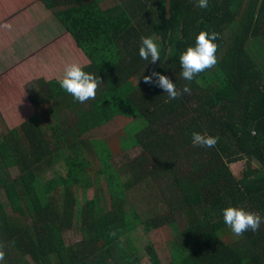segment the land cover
I'll use <instances>...</instances> for the list:
<instances>
[{"label":"trees","instance_id":"1","mask_svg":"<svg viewBox=\"0 0 264 264\" xmlns=\"http://www.w3.org/2000/svg\"><path fill=\"white\" fill-rule=\"evenodd\" d=\"M40 1L85 55L76 63L102 83L80 103L60 87L64 72L37 74L24 84L33 114L0 124L2 264H264V223L237 237L223 220L230 206L264 219V0H209L206 9L197 0ZM201 31L218 33L217 64L189 82L179 57ZM142 37L159 45L160 61L140 58ZM63 58L62 67L76 61ZM154 71L191 94L168 101L144 83ZM120 117L130 122L118 144L141 153L115 168L109 139L85 135ZM193 132L218 143L194 146ZM141 181L158 185L167 214L143 219L125 208ZM100 183L105 211L86 196ZM164 225L167 260L152 236ZM73 228L80 238L68 244Z\"/></svg>","mask_w":264,"mask_h":264},{"label":"crops","instance_id":"2","mask_svg":"<svg viewBox=\"0 0 264 264\" xmlns=\"http://www.w3.org/2000/svg\"><path fill=\"white\" fill-rule=\"evenodd\" d=\"M66 36L40 0H0V98L7 100L14 95L10 110L2 113L10 121L4 117L1 125L18 124L20 117L16 114L33 108L25 98V83L37 78V74L53 78L64 72L65 67L58 65L61 52L66 62L75 58L76 63L85 56Z\"/></svg>","mask_w":264,"mask_h":264},{"label":"clouds","instance_id":"3","mask_svg":"<svg viewBox=\"0 0 264 264\" xmlns=\"http://www.w3.org/2000/svg\"><path fill=\"white\" fill-rule=\"evenodd\" d=\"M197 7L206 9L209 6V0H197ZM218 39V33H208L201 31L196 37L194 47H188L179 57L181 65V76L186 81L191 82L198 74L215 67L217 64L216 52L218 45L214 43ZM139 56L141 59L151 63L160 61L159 45L152 37H142L139 47ZM144 83L155 84L167 93L168 101L176 100L183 94H191L190 87L186 84L181 90H178L175 84L165 75L159 72H152L144 76ZM60 87L74 100L85 103L89 99H95L96 91L102 81L95 75L85 72L77 63L69 64L65 67L63 78L58 81ZM254 134V132H253ZM218 143V137L192 133V144L194 146L214 148ZM223 220L233 234L237 237L245 232L259 230L264 219L255 212L246 211L242 208L227 207L223 210ZM115 235V233H111ZM5 251L3 245H0V264L5 261Z\"/></svg>","mask_w":264,"mask_h":264},{"label":"rangeland","instance_id":"4","mask_svg":"<svg viewBox=\"0 0 264 264\" xmlns=\"http://www.w3.org/2000/svg\"><path fill=\"white\" fill-rule=\"evenodd\" d=\"M111 4V2H109ZM108 3H105L103 7H107ZM62 76L57 74L56 77L60 78ZM14 95H11L7 100L0 98V120L5 116H2V113H5L6 110H10V102L13 99ZM34 109H23V111L20 113V119L18 121H21L22 119H25L29 115L33 114ZM37 111V110H35ZM34 111V113H35ZM42 114V111L40 112ZM17 116L19 114H16ZM7 121L10 119L5 117ZM4 120V119H3ZM23 121V120H22ZM5 122V121H4ZM130 122L129 118L120 117L115 120V125L111 126V128H106L105 126H102L98 129H93L89 131L85 136L90 135L93 138H102L106 141L109 139L110 146L113 150H116L113 154V158L111 163L116 168L125 166L130 160L135 159L138 157L141 153L140 147L131 148L129 150L124 149V143L118 144V140H122L125 137V126ZM4 130L2 126H0V131ZM124 130V132H123ZM112 134H115L114 138L112 137ZM233 170L237 175H240L245 167L244 162H238L236 164H233ZM125 169H128L125 167ZM96 170V165H92L90 168V173H94ZM95 175L92 177L94 178ZM148 182V183H146ZM141 181L134 185L132 187V192L126 193V204L125 208L132 209L134 212H136L138 215H140L143 219H151L156 216L167 214V211L169 207L162 202L160 196L157 195V188L158 185L156 183H150V181ZM103 184L101 186V183L97 186H94L90 188L86 194L87 198L96 197L98 199V205L101 209V211H105L106 205L103 202ZM78 199L80 198V192L78 191ZM174 220H176L177 224L180 228L184 227V219L181 217L180 213L178 211H175L173 214ZM153 239L154 242L159 245L162 259L167 260L166 254H167V248L166 243L168 241V238L171 237V231L169 227L166 225L159 227L156 231L153 233ZM66 242L68 244L74 243L77 241V239L80 238V234L76 231V228L70 229L65 233Z\"/></svg>","mask_w":264,"mask_h":264}]
</instances>
